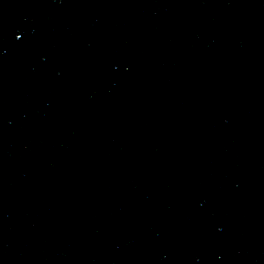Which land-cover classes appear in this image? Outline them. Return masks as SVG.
<instances>
[{
  "label": "water",
  "instance_id": "1",
  "mask_svg": "<svg viewBox=\"0 0 264 264\" xmlns=\"http://www.w3.org/2000/svg\"><path fill=\"white\" fill-rule=\"evenodd\" d=\"M0 264H264V0H0Z\"/></svg>",
  "mask_w": 264,
  "mask_h": 264
},
{
  "label": "snow or ice",
  "instance_id": "2",
  "mask_svg": "<svg viewBox=\"0 0 264 264\" xmlns=\"http://www.w3.org/2000/svg\"><path fill=\"white\" fill-rule=\"evenodd\" d=\"M20 37L18 36L17 39H19Z\"/></svg>",
  "mask_w": 264,
  "mask_h": 264
}]
</instances>
